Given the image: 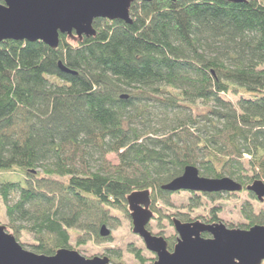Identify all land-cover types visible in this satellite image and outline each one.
<instances>
[{"label": "trees", "instance_id": "1", "mask_svg": "<svg viewBox=\"0 0 264 264\" xmlns=\"http://www.w3.org/2000/svg\"><path fill=\"white\" fill-rule=\"evenodd\" d=\"M131 15V24L96 19L97 34L82 40L60 34L56 49L0 42V170L25 157L41 169L0 182V210L36 253L72 249L73 233L78 245L110 239L100 227L111 210L130 217L134 191L164 199L172 193L161 186L188 165L245 189L264 180V0L142 1ZM199 102L207 111L194 114ZM242 212L247 227L264 224L250 204Z\"/></svg>", "mask_w": 264, "mask_h": 264}, {"label": "water", "instance_id": "2", "mask_svg": "<svg viewBox=\"0 0 264 264\" xmlns=\"http://www.w3.org/2000/svg\"><path fill=\"white\" fill-rule=\"evenodd\" d=\"M152 0H0V42L4 40L42 41L56 49L60 34L82 40L97 34L96 19L123 20L132 23L134 2ZM177 1V0H171ZM245 3L247 0H227ZM63 72L76 73L59 62ZM127 98L128 95H122ZM35 173V170H31ZM161 189L200 193L240 192L243 184L225 176L210 178L200 175L197 166L188 165L181 176L163 184ZM260 202L264 201V180L256 179L246 186ZM133 232L140 236L146 248L156 255L153 264H262L264 260V225L249 229L229 228L223 222L172 220L177 242L170 251L164 236L154 235L148 228L155 213L152 191H134L127 197ZM208 233L210 237H204ZM102 237H109L106 224L100 227ZM0 264H113L108 256L87 258L78 251L61 248L53 255L27 250L16 236L0 224Z\"/></svg>", "mask_w": 264, "mask_h": 264}, {"label": "rangeland", "instance_id": "3", "mask_svg": "<svg viewBox=\"0 0 264 264\" xmlns=\"http://www.w3.org/2000/svg\"><path fill=\"white\" fill-rule=\"evenodd\" d=\"M225 97L233 102L239 99V96L234 94H229ZM188 110L186 112L189 113L190 111ZM206 111V106L200 102L193 109L194 114H202ZM25 158H18L14 163L15 166L35 170L34 167L28 166ZM106 158L113 165L119 163L118 155L115 153L108 154ZM197 167L200 170V167ZM19 168L0 170V182L13 181L23 183L28 177ZM36 171L41 172V169H36ZM251 194L253 193L248 192L245 188L240 192L223 193L218 198H211L204 193L189 191L169 194L164 199H157L152 203V210L154 209L153 211L156 216L151 221L149 230L154 235L164 236L166 240L170 239L175 245L178 233L172 223L174 218H179L182 221L185 220L184 222L196 220L206 222L213 216V208L216 209L215 215L217 217V220L214 222L221 221L229 228L249 229L253 225L247 227L249 221L242 212V207L250 204L255 214H260L264 211V203L259 202L256 196ZM192 199L198 201L200 206L191 207V203L193 204ZM5 211V206H3L2 210H0V224L7 227L8 219ZM109 214L107 226L111 230L110 239L95 241L94 238H89L86 242L78 245V235L73 233L71 238L72 249L87 258L108 256L112 260L120 256L122 264H142V261L136 258L134 254V249H141L142 257L145 260L144 264H153L156 261V255L149 251L142 238L133 232L131 217L125 212H120L116 209L111 210ZM18 241L25 249L35 252L31 246L35 241L29 233L22 232L19 235Z\"/></svg>", "mask_w": 264, "mask_h": 264}, {"label": "flooded vegetation", "instance_id": "4", "mask_svg": "<svg viewBox=\"0 0 264 264\" xmlns=\"http://www.w3.org/2000/svg\"><path fill=\"white\" fill-rule=\"evenodd\" d=\"M36 173V172H35ZM204 194H206V193H204ZM214 194H223V193H214ZM261 203H264V201L263 202H261ZM154 210V209H153ZM155 213V212H154ZM262 214V216L264 217V211L261 213ZM156 216V215H155ZM206 223H211V222H209V220L208 221H206ZM264 225V224H263ZM150 226V225H149ZM149 226H148V228H149ZM7 231H8V229H7ZM8 232H10V231H8ZM203 236L204 237H210V235L208 234V233H204L203 234ZM167 241H168V245H169V249H170V251H173V249H174V244H173V242L172 241H170V239H167ZM176 244V243H175ZM262 264H264V260H263V262H262Z\"/></svg>", "mask_w": 264, "mask_h": 264}]
</instances>
